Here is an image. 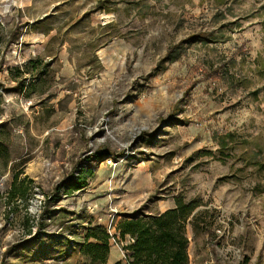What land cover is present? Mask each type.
Here are the masks:
<instances>
[{
  "label": "rangeland",
  "instance_id": "rangeland-1",
  "mask_svg": "<svg viewBox=\"0 0 264 264\" xmlns=\"http://www.w3.org/2000/svg\"><path fill=\"white\" fill-rule=\"evenodd\" d=\"M176 198L189 264H264V0H0V264H90L88 226Z\"/></svg>",
  "mask_w": 264,
  "mask_h": 264
},
{
  "label": "trees",
  "instance_id": "trees-1",
  "mask_svg": "<svg viewBox=\"0 0 264 264\" xmlns=\"http://www.w3.org/2000/svg\"><path fill=\"white\" fill-rule=\"evenodd\" d=\"M20 34V31H15L11 38L15 39ZM178 47L177 44L170 46L164 57L168 58L174 54ZM103 154V151L96 152L97 158ZM86 173L90 174L91 171L87 170ZM84 178V170H81L77 178L71 177L59 182L49 199L55 200L61 192L70 195L84 188L87 185ZM32 182L33 180L27 177L26 182L18 181V175L15 174L8 197L26 198L29 184ZM198 206L199 203L195 200L184 201L182 198H176L173 207L158 213L150 214L141 210L122 213L121 219L113 225L112 235L103 226L90 225L86 228L80 251L90 264H107L111 238L117 241L128 238L121 246L125 254L124 261L117 260L112 264H189L186 225L190 223L193 227L196 226L195 219L199 213L195 210ZM261 263L262 257L259 256L255 264Z\"/></svg>",
  "mask_w": 264,
  "mask_h": 264
},
{
  "label": "built area",
  "instance_id": "built-area-1",
  "mask_svg": "<svg viewBox=\"0 0 264 264\" xmlns=\"http://www.w3.org/2000/svg\"><path fill=\"white\" fill-rule=\"evenodd\" d=\"M108 163H111V159H108ZM109 234L112 235L113 232L109 230ZM111 240L113 241L114 244L119 245V247L122 246V245L120 246V244L117 241V239H115V238L112 237ZM121 252H122L123 259H125V254H124V251L122 250V247H121Z\"/></svg>",
  "mask_w": 264,
  "mask_h": 264
},
{
  "label": "crops",
  "instance_id": "crops-1",
  "mask_svg": "<svg viewBox=\"0 0 264 264\" xmlns=\"http://www.w3.org/2000/svg\"><path fill=\"white\" fill-rule=\"evenodd\" d=\"M117 260H119V258H116V259L114 260V262L117 261Z\"/></svg>",
  "mask_w": 264,
  "mask_h": 264
}]
</instances>
